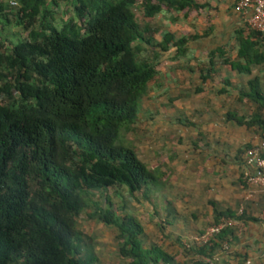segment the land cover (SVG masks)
Instances as JSON below:
<instances>
[{"label":"trees","instance_id":"obj_1","mask_svg":"<svg viewBox=\"0 0 264 264\" xmlns=\"http://www.w3.org/2000/svg\"><path fill=\"white\" fill-rule=\"evenodd\" d=\"M16 1L13 12L0 0V21L11 22L12 13L14 24L27 32L0 43V264H95L81 252L74 228V218L89 206L83 195L112 186L133 194L155 182L118 133L138 118L157 73L158 52L173 44L176 54H183L188 41L174 40L167 31L155 41L136 20L134 7L140 4L143 15L152 17L162 8L183 11L207 4L71 0L74 14L56 23L57 0ZM236 33L245 63L233 65L248 71L264 61V31L246 24ZM145 48H153L155 56L141 57ZM223 52L219 47L211 54ZM250 97L264 104L255 86ZM108 204L91 216L117 229L119 252L128 264L175 263L161 246H144L143 225L135 215H119ZM227 229L197 252L209 255Z\"/></svg>","mask_w":264,"mask_h":264},{"label":"crops","instance_id":"obj_2","mask_svg":"<svg viewBox=\"0 0 264 264\" xmlns=\"http://www.w3.org/2000/svg\"><path fill=\"white\" fill-rule=\"evenodd\" d=\"M195 1L207 5L149 17L156 41L166 31L188 41L183 54L173 44L158 52L157 73L148 82L153 101L159 87V108L151 101L148 112L160 126L157 131L150 117L143 163L155 182L145 197L151 225L143 226V234L171 254L174 264H208L190 241L228 216L237 224L217 240L209 254L218 257L213 264H264V185L248 184L242 176L245 149L260 144L264 134V104L250 97L254 86L264 95V61L248 71L233 65L245 63L236 29L247 18L238 0ZM219 47L223 54L212 55Z\"/></svg>","mask_w":264,"mask_h":264},{"label":"rangeland","instance_id":"obj_3","mask_svg":"<svg viewBox=\"0 0 264 264\" xmlns=\"http://www.w3.org/2000/svg\"><path fill=\"white\" fill-rule=\"evenodd\" d=\"M1 1L9 5L13 12H15L16 7L19 6L16 0ZM70 1L71 0H57L59 7H53V16L56 23H61V18L74 14L73 5ZM162 10L174 12L167 8H162ZM134 13L141 27L145 28L148 32L147 35H155L156 33L154 34L153 31H149L152 30L153 27L150 26L149 17L143 15L140 4L134 7ZM10 14L9 18L11 22L0 21V43L9 44V41H15L27 35V32L21 26L14 24L15 20L12 17L14 14ZM155 52L153 48H145L140 53V56L153 58ZM159 56L161 59L162 54L159 53ZM154 89L156 92L153 94V96L156 97L154 98L155 100H151L152 98L150 95L146 94L140 103L137 120L131 125H122L118 133V141L132 148L142 162L147 160L145 157V146L147 143L146 131L149 126L150 117L155 122L157 131L160 126L159 119L153 118L154 116L150 115L148 112L151 101L154 102L157 109L159 108V87ZM158 115L159 114H157V116ZM156 142L159 143V136H157ZM153 160L154 158H152V161ZM156 160L159 162V157H157ZM147 191H149V189H142L130 194L124 186H112L103 190H92L87 194L84 193L83 196L88 199L89 206L74 218V228L79 243H81V252L93 256L95 258V264H128V259L122 257L119 252L122 239L118 236L117 229L114 226L105 225L103 222L99 221L96 216H91V213L98 209L104 210L109 206L108 202H110V207L116 213L119 215L133 214L144 227L148 228L151 224L147 217V212L144 209ZM142 236L143 244L147 247L151 243V238L145 234H142Z\"/></svg>","mask_w":264,"mask_h":264},{"label":"built area","instance_id":"obj_4","mask_svg":"<svg viewBox=\"0 0 264 264\" xmlns=\"http://www.w3.org/2000/svg\"><path fill=\"white\" fill-rule=\"evenodd\" d=\"M237 9L246 15L247 25L257 31H264V0H238ZM245 170L243 179L248 184L264 185V134L260 144L248 147L244 151ZM252 167V169H250ZM264 214V209L263 212ZM237 221L228 216H221L217 222L209 225L202 232L194 235L190 244L196 247H210L216 236L224 229L231 228ZM228 247L227 242L222 243L223 250ZM217 256L206 255V262L213 264ZM249 260L237 264H249Z\"/></svg>","mask_w":264,"mask_h":264}]
</instances>
